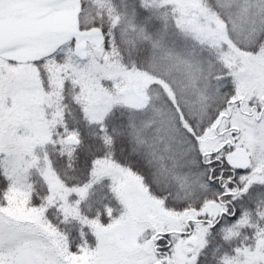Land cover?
I'll return each instance as SVG.
<instances>
[{"label": "snow or ice", "instance_id": "1", "mask_svg": "<svg viewBox=\"0 0 264 264\" xmlns=\"http://www.w3.org/2000/svg\"><path fill=\"white\" fill-rule=\"evenodd\" d=\"M0 264H264V0H0Z\"/></svg>", "mask_w": 264, "mask_h": 264}]
</instances>
